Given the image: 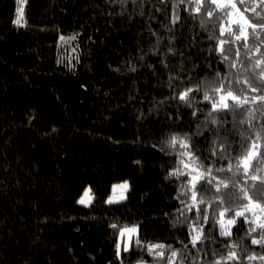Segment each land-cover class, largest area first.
Returning <instances> with one entry per match:
<instances>
[{
    "label": "trees",
    "instance_id": "1",
    "mask_svg": "<svg viewBox=\"0 0 264 264\" xmlns=\"http://www.w3.org/2000/svg\"><path fill=\"white\" fill-rule=\"evenodd\" d=\"M16 7L0 0V264H165L169 249L175 264H216L232 246L223 264H264L251 244L264 245V0H28L20 28ZM220 89L233 100L213 111L203 96ZM193 170L207 178L198 210ZM122 180L126 198L105 203ZM132 225L164 256L118 257Z\"/></svg>",
    "mask_w": 264,
    "mask_h": 264
},
{
    "label": "snow or ice",
    "instance_id": "2",
    "mask_svg": "<svg viewBox=\"0 0 264 264\" xmlns=\"http://www.w3.org/2000/svg\"><path fill=\"white\" fill-rule=\"evenodd\" d=\"M121 3H124V0H120ZM185 3H192V0H184ZM224 0H213L214 4H221L223 3ZM15 3L17 5L15 9V19H13L12 23L16 27H24L26 24V21H24V10H25V5L28 3V0H15ZM203 0H195V4H202ZM201 9L200 8H195L196 12H199ZM212 14L209 13V16ZM178 18V17H176ZM175 22V19L173 20ZM61 40H64L65 38L62 36L60 37ZM71 39H76V36H72ZM59 62V61H58ZM193 89L189 88L186 91H181L178 93V100L181 102H185L187 100V103H191V100H188L189 93L192 92ZM220 92V97H223L221 99L220 97H214L212 94L211 96L208 94L204 93L203 99L205 101H211V107L213 111H217L221 108V105L224 106V110H227V105L229 104V101L233 100V97L227 96L224 94L223 89L219 90ZM185 139H181L177 136L171 137V139L168 142V146L170 148H175L177 143H179V146L181 149H185V151L182 153V158L190 156V153L187 152V144L185 143ZM136 163H139L137 161ZM185 168H188L189 165L185 163L184 165ZM176 173H172V175H175ZM189 176V184L191 185V188L193 189L191 192V203L188 204V209L191 208H197L198 210V204L204 203L202 199L200 198L198 201V197L196 194V184L201 181L205 180L207 182V178L203 177L202 172L193 170L188 173ZM187 187V185H185ZM129 188V184L127 181H124L123 183L120 184H113L112 185V192L115 194L116 191L119 190H124L126 191ZM92 189L85 188L83 191V195L77 200V203L80 205L88 206L92 202V195H91ZM122 194L117 198L114 195L109 196L108 199L105 201L107 204H114V203H119L120 200L125 199ZM226 213L221 214L218 219H215L216 223L219 224L220 226V235L221 236H228L230 235V227L235 224L234 221H228L225 219ZM204 220H207V217H204ZM113 229H117V224L113 223L111 225ZM202 227H201V218L199 215V211H197V216L193 224L190 226V232L193 233L191 236V245L193 247L196 246L198 241L201 239V234H202ZM260 235H264V233H260ZM119 237L120 241L116 243V255L119 257L121 255V246L123 242V252L128 253L132 247L135 246H140L146 248L149 254H154L156 257H163L164 256V245L163 244H151V245H141V241L139 239V228L137 226H124L119 228ZM125 237H127L125 239ZM135 237V239H134ZM251 244L252 245H259L261 246L262 249H264V245H261L260 240L258 239H251ZM158 250V251H157ZM170 256L168 257V260L165 262V264H175L174 258L177 257V252L175 250L169 249ZM257 257H249L250 260L256 259ZM236 259V252L233 249V246L229 248L228 250V255L226 258H222V260H218L216 264H223L225 260H234ZM260 259H264V256L260 257ZM155 264H160V261L157 260Z\"/></svg>",
    "mask_w": 264,
    "mask_h": 264
},
{
    "label": "rangeland",
    "instance_id": "3",
    "mask_svg": "<svg viewBox=\"0 0 264 264\" xmlns=\"http://www.w3.org/2000/svg\"><path fill=\"white\" fill-rule=\"evenodd\" d=\"M224 3H230V0H224V2L221 3V4H224ZM232 18H233V20L240 21V22H241L242 24H244L245 26H248V22H247V20L243 17V15H242L239 11H236V10L233 9V11H232ZM254 153H255V150L253 149V150L249 153V155H248L247 157H245V159H244V161H243L244 165H248V164H249L250 158L254 155ZM124 181H127V182H128V184H129V188H130V182H129L128 180L118 181V182H116V183H114V184H120V183H123ZM89 187L92 189L91 186H87L86 188H89ZM129 188H128V189H129ZM128 189H127L126 191H124V190H119V189H118V190L116 191L115 194L112 192V189H111V192L109 193L108 197L114 195L115 197L118 198L121 194H122L124 197H126ZM82 195H83V193L81 194V196H82ZM91 195H92V200H93V199H94V191H93V189H92ZM81 196H80V197H81ZM108 197H107V199H108ZM228 221H230V220H228ZM132 226H137V225H132ZM132 226H128V227H132ZM137 227H138V226H137ZM126 238H127V237H125V239H126ZM119 241H120V237H119ZM121 243H122L121 248H123V242H121Z\"/></svg>",
    "mask_w": 264,
    "mask_h": 264
}]
</instances>
